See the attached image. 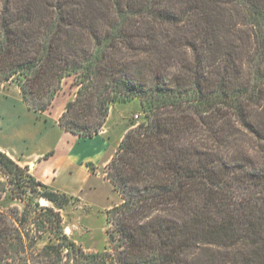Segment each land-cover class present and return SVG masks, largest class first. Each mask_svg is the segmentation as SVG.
Listing matches in <instances>:
<instances>
[{"label":"trees","instance_id":"obj_1","mask_svg":"<svg viewBox=\"0 0 264 264\" xmlns=\"http://www.w3.org/2000/svg\"><path fill=\"white\" fill-rule=\"evenodd\" d=\"M66 80V132L141 110L105 170L107 245H78L72 197L0 150L24 204L0 209V264H264V0H0V91L44 113Z\"/></svg>","mask_w":264,"mask_h":264},{"label":"rangeland","instance_id":"obj_2","mask_svg":"<svg viewBox=\"0 0 264 264\" xmlns=\"http://www.w3.org/2000/svg\"><path fill=\"white\" fill-rule=\"evenodd\" d=\"M15 85L6 84L5 86L9 87L4 86L0 91V146L9 149L16 157H24V159H31L35 155L46 157L49 154L50 156L56 154L53 161L46 162L41 167V170L54 171V168L61 166L67 151L73 148L75 142L72 139L78 141L91 139L66 132L58 125V115L63 107L74 99L76 89L72 86L71 80H66L53 107L44 113H36L24 104L22 99L20 101V95L14 91ZM140 111L137 102L115 106L110 111L108 121L100 134L108 137L112 147L116 146L129 124L141 120ZM137 114L140 117L136 116ZM66 173H60L56 185L67 187L69 190L83 191L81 200L72 197L69 205L60 211L66 233L87 251L103 249L107 245V230L110 227L107 222V212L120 203V196L114 186L104 179L96 182V190L90 191L88 184L82 185L86 182L82 174L76 171L71 175ZM5 182L4 175L0 173V209L9 211L17 207L22 210L24 204L18 198L23 193L17 190L11 191ZM42 192H44L43 188L38 187L37 194L40 195ZM40 202L42 206H52L45 198H40Z\"/></svg>","mask_w":264,"mask_h":264},{"label":"crops","instance_id":"obj_3","mask_svg":"<svg viewBox=\"0 0 264 264\" xmlns=\"http://www.w3.org/2000/svg\"><path fill=\"white\" fill-rule=\"evenodd\" d=\"M7 87L9 86H5V88ZM14 87V89H16L14 91H16L20 95L21 101L22 98L20 89L17 85H15ZM65 108L66 107H63L62 111L58 115V119H60V117L64 113ZM123 136L117 141V145L120 144ZM72 140L73 142H75L73 148L67 151L61 163V166L57 169L54 168V171L50 169L41 170V167L46 162L53 161L56 154H53L51 156L48 155L46 157H44V155H35V157L31 159H24V157H16L14 153L9 151V149L3 148L1 146L0 150L5 152L12 159H17V162L21 166H28L30 168V173L36 178L37 181L56 191H61L71 197H75L81 200L80 196H82L83 194L82 189L69 190L67 187H58L56 185L60 173L67 172L66 174L71 175L74 171H76L85 177L86 182L82 185L88 184L87 186L90 191L96 190V182L100 181V179H104L105 182H109L107 179H105L104 170L111 162L113 155L117 150V145L112 147L111 144H109L110 140L108 139V137L102 136L100 133L86 141H78V139L75 138Z\"/></svg>","mask_w":264,"mask_h":264},{"label":"built area","instance_id":"obj_4","mask_svg":"<svg viewBox=\"0 0 264 264\" xmlns=\"http://www.w3.org/2000/svg\"><path fill=\"white\" fill-rule=\"evenodd\" d=\"M102 132H103V130L100 133H102Z\"/></svg>","mask_w":264,"mask_h":264}]
</instances>
